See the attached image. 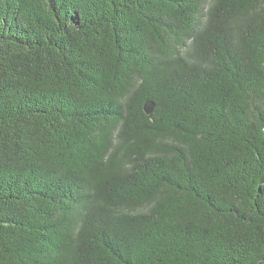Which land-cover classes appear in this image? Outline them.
<instances>
[{
    "label": "trees",
    "instance_id": "trees-1",
    "mask_svg": "<svg viewBox=\"0 0 264 264\" xmlns=\"http://www.w3.org/2000/svg\"><path fill=\"white\" fill-rule=\"evenodd\" d=\"M0 264H264V0H0Z\"/></svg>",
    "mask_w": 264,
    "mask_h": 264
},
{
    "label": "water",
    "instance_id": "water-1",
    "mask_svg": "<svg viewBox=\"0 0 264 264\" xmlns=\"http://www.w3.org/2000/svg\"><path fill=\"white\" fill-rule=\"evenodd\" d=\"M153 105L151 103H145L144 105V111L149 114L151 112Z\"/></svg>",
    "mask_w": 264,
    "mask_h": 264
}]
</instances>
